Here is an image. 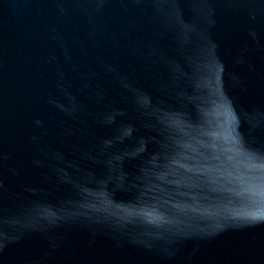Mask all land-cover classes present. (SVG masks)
Returning a JSON list of instances; mask_svg holds the SVG:
<instances>
[{
    "label": "water",
    "instance_id": "obj_1",
    "mask_svg": "<svg viewBox=\"0 0 264 264\" xmlns=\"http://www.w3.org/2000/svg\"><path fill=\"white\" fill-rule=\"evenodd\" d=\"M0 264H264V0H0Z\"/></svg>",
    "mask_w": 264,
    "mask_h": 264
}]
</instances>
